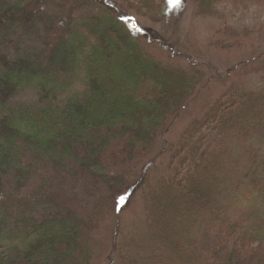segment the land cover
<instances>
[{
  "label": "trees",
  "instance_id": "1",
  "mask_svg": "<svg viewBox=\"0 0 264 264\" xmlns=\"http://www.w3.org/2000/svg\"><path fill=\"white\" fill-rule=\"evenodd\" d=\"M134 1L162 16L172 0ZM93 2L99 12L81 18ZM106 4L0 0V264H95L104 217L123 224L141 185L150 257L126 253L114 232L125 264H264V89L225 96L180 143L165 144L172 162L147 160L131 186L107 165L114 142H126L118 162L132 163L140 147L151 154L204 74L152 54L127 14Z\"/></svg>",
  "mask_w": 264,
  "mask_h": 264
},
{
  "label": "rangeland",
  "instance_id": "2",
  "mask_svg": "<svg viewBox=\"0 0 264 264\" xmlns=\"http://www.w3.org/2000/svg\"><path fill=\"white\" fill-rule=\"evenodd\" d=\"M99 1L104 4L108 1L110 6L115 1L118 12L130 18L133 31L152 47V54L170 64L201 69L204 74L192 103L171 119V130L164 132L151 147V154L147 155L140 147L139 158L132 163L118 162L112 156L125 148L126 142L123 138L114 142L106 155L107 165L113 173L128 172L127 177H133L130 184L133 186L140 182L147 160L157 157L159 164L164 161L169 164L174 152L161 156L168 148L165 144L174 146L180 143L189 129L212 115L225 96L237 89H264V0H220L221 4L216 8L207 6L204 0H184L179 6L172 0L162 16L150 14L136 1L133 2L136 6L131 0ZM99 5L93 2L89 9L82 11L81 18L98 13ZM84 86L79 84L80 89H85ZM47 176L50 177L46 172ZM100 196L104 197L103 194ZM128 197L131 203L122 215L123 224L113 227L114 218L107 215L98 229L95 264H107L112 256L117 258L118 264H125L120 254L116 255L114 232L122 236L120 242L126 253L142 263L148 262L149 238L154 226L146 190L141 185ZM197 239L199 250L206 256L209 249L205 233L200 232ZM165 264L185 263L180 257L173 256L166 257Z\"/></svg>",
  "mask_w": 264,
  "mask_h": 264
},
{
  "label": "snow or ice",
  "instance_id": "3",
  "mask_svg": "<svg viewBox=\"0 0 264 264\" xmlns=\"http://www.w3.org/2000/svg\"><path fill=\"white\" fill-rule=\"evenodd\" d=\"M183 2H184V0H173V3H174L176 6L181 5ZM127 203H128V198H127V197H124V198L122 199V204H127Z\"/></svg>",
  "mask_w": 264,
  "mask_h": 264
}]
</instances>
